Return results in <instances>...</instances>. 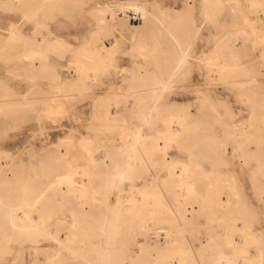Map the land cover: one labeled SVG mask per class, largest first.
Returning a JSON list of instances; mask_svg holds the SVG:
<instances>
[{
  "label": "rangeland",
  "instance_id": "374dc122",
  "mask_svg": "<svg viewBox=\"0 0 264 264\" xmlns=\"http://www.w3.org/2000/svg\"><path fill=\"white\" fill-rule=\"evenodd\" d=\"M36 1L41 0L26 2L32 8ZM256 1L264 4V0ZM215 3L216 0H55L43 8L38 15L45 25L41 32L46 31L47 34L43 32L45 35L59 42L51 57L37 64L43 65L45 72L32 75L24 64L15 60V55L22 50L21 45L13 44L0 53V100L14 103L0 109V164L12 160L7 174L0 172V180L14 175L32 183L40 182L42 176L39 175L51 160H79L81 164L91 150L101 159L104 153L117 149L121 131L118 126L105 128L93 117L95 100L107 92L117 96L130 95L152 85L157 74L165 75L174 65V51L188 46V64L182 74L174 78L176 88L156 101V108L150 112L151 121L143 126V132L150 135L163 130L164 118L185 112L190 120L188 134L173 145L169 159L193 161L206 175L217 174L216 183L226 180L233 184L235 194L229 197L232 203L238 204L236 215L239 219L231 222L260 229L264 238V59L253 47L251 35L246 41L239 38L233 49L221 40L236 23H240L239 9L249 11L250 0ZM104 5L114 6L113 12H116L110 22V34L101 39L107 46L114 45L113 67L108 73L99 70L97 78L89 81L86 93L80 94L74 78L67 71L71 68L70 60L82 51L89 33L95 29L92 9ZM251 13L254 12L248 15L253 20L256 16ZM258 19L256 28L264 33V14ZM15 26L21 27L25 35H32V25L22 21L21 11L10 1L0 0V40L7 38ZM243 28L250 32L247 27ZM144 41L154 49L153 58L139 57L134 51ZM208 57L225 64L237 63L236 68L241 67L250 75L236 78L254 77L256 81L241 87L224 84L217 73L208 71ZM198 90L206 91L208 97L202 98ZM62 94L71 96L63 115L58 118V115L55 118L47 115L44 101L49 96ZM253 104H257L256 107L253 108ZM152 105V100L141 103L137 102L136 96L130 95L126 105L121 106L124 125L136 130ZM231 120L250 129L251 134L235 157L230 158L234 161L222 164L216 160L229 159L219 155L216 145L204 138L211 135L220 141L223 139L221 142L224 141L231 152L236 143H231L228 136L223 137ZM4 155L9 158L4 160ZM151 170L159 173L161 189L175 206L177 202L172 192L161 184L166 175L162 164L154 163ZM224 194L222 196L226 198L228 195ZM71 209L64 206L59 211L60 216L69 220ZM212 213L207 208L197 212L195 225L178 234L180 240L193 248L194 257L198 258L199 248L209 240L210 233L221 235V242H224L225 226H206ZM221 247H225L224 243ZM4 258L0 264H32L33 261L24 251L13 252ZM38 260L43 264V254L38 255Z\"/></svg>",
  "mask_w": 264,
  "mask_h": 264
},
{
  "label": "bare ground",
  "instance_id": "6f19581e",
  "mask_svg": "<svg viewBox=\"0 0 264 264\" xmlns=\"http://www.w3.org/2000/svg\"><path fill=\"white\" fill-rule=\"evenodd\" d=\"M8 1L21 11L25 24L31 23L32 35L22 33L19 26L13 27L9 36L0 40V53L13 44L21 45L22 50L15 55V60L37 76L45 72L43 65L37 64L51 57L59 45L58 41L43 33L46 31L41 32L45 25L38 17L40 11L55 0L36 1L32 8L27 0ZM220 1L216 0V3ZM248 7L247 12L239 9L240 23H236L221 40L233 49L237 47L239 38L246 41L251 35L253 47L264 59V33L256 28L260 20L258 16L264 14V4L250 0ZM113 8L112 5H104L92 9L95 29L89 33L82 51L70 60L72 70L68 67L70 71L67 69V72L74 78L80 94L86 93L89 81L97 78L99 70L108 73L113 67V41L111 46H107L101 40L110 34V22L116 15ZM251 11L256 14L251 13L256 16L253 20L248 15ZM134 51L139 57L153 58L154 49L145 41L139 43ZM174 53V65L165 75L157 74L155 83L130 93L136 96L137 102L153 101L136 130L124 125L121 106L126 105L129 94L117 96L107 92L95 100L93 117L101 126H118L121 131L117 149L104 153L101 159L91 150L81 164L79 160H51L39 175L42 178L40 182L37 180V184L14 175L0 180V262L13 252L24 251L33 258L32 264L42 263L38 260L40 254L45 257L43 264H264L263 231L231 222L239 219L236 215L238 204L232 203L229 197L235 194V186L226 180L216 183L217 174L206 175L193 161L169 159L173 145L188 134V115L185 112L169 115L162 122L163 130L150 135L143 132V126L151 121L150 112L156 108V101L164 93L174 90V78L182 74L188 64V46L178 48ZM207 60L210 74L217 73L224 84L241 87L256 81L254 77L236 78L250 75L239 67L240 64L236 68L237 63L216 62L212 57ZM197 92L202 98L208 97L206 91ZM69 97V94L49 96L44 101V112L54 115V118L58 115V118L63 115ZM5 101L8 100H0V109L14 104ZM256 105L253 104V108ZM227 127L224 139L228 136L231 143H236L234 147L228 143L233 148H230L231 152L224 141L221 142L223 139L220 141L211 135L204 138L216 145L219 155L229 159L216 160L222 164L234 161L230 158L235 157L251 134L250 129L234 120ZM7 157L3 159L7 160ZM158 162L166 171L161 184L172 192L177 202L175 206L161 189V176L151 170L152 165ZM10 163L12 160L1 163L0 172L5 174ZM222 194L228 196L224 198ZM64 206L72 207L69 220L60 216L59 211ZM206 208L213 212L207 218V228L223 225L227 230L224 242H221V235L210 233L209 240L199 248L197 258L193 256V248L180 240L178 234L194 226L196 213ZM53 226H56L55 230ZM221 243H224V248Z\"/></svg>",
  "mask_w": 264,
  "mask_h": 264
}]
</instances>
